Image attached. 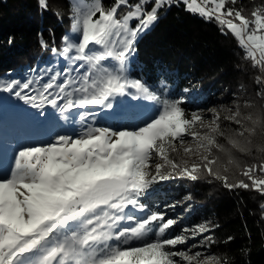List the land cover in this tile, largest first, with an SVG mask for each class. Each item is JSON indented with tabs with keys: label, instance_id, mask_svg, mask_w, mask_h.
<instances>
[{
	"label": "snow or ice",
	"instance_id": "1",
	"mask_svg": "<svg viewBox=\"0 0 264 264\" xmlns=\"http://www.w3.org/2000/svg\"><path fill=\"white\" fill-rule=\"evenodd\" d=\"M180 3L230 33L244 58L264 73V4L246 16L234 7L237 0H115L108 8L103 0H69L71 34L62 38L61 48H51L68 66L51 75L47 68L23 80H0V92L41 115L51 106L74 125L71 133L47 143L14 149L11 163L0 168V264H223L215 256L172 250L187 237L167 236L176 221L149 210L141 199L161 181L176 176L195 181L202 172L227 188L264 194V155L259 164H246L232 151L250 154L252 137L259 134L256 147L264 154V112L242 115L239 105L228 110L225 119L240 128L226 135L216 109L206 122L199 112L186 113L182 99L162 96L129 75L138 36L160 19L161 10ZM38 4L47 10L48 0ZM121 6L126 11L118 14ZM40 44L47 47L43 39ZM256 83L264 86V76ZM258 95L264 97V87ZM128 96L152 102L154 113L142 126H95L97 114L87 109H112L116 97ZM81 109L86 111L74 112ZM230 170L250 183H229ZM191 231L195 236L208 226Z\"/></svg>",
	"mask_w": 264,
	"mask_h": 264
},
{
	"label": "trees",
	"instance_id": "2",
	"mask_svg": "<svg viewBox=\"0 0 264 264\" xmlns=\"http://www.w3.org/2000/svg\"><path fill=\"white\" fill-rule=\"evenodd\" d=\"M114 3L115 0H103L105 8ZM261 4L264 0H237L234 7L243 8L247 16ZM68 11L69 0H48L47 10L40 8L38 0H0V79L37 72L51 57V48L63 46L62 38L69 28ZM122 11H126L124 6L118 14ZM41 39L47 47L41 46ZM135 47L131 78L141 79L170 99L179 100L181 94L192 91L189 102L181 105L186 113L190 108L201 107L200 103L218 100L226 110L219 119L226 135L240 128L225 119L230 115L227 104L231 101L237 102L242 115L264 112V97L258 95L263 86L256 83V78L262 75L260 70L244 58L243 50L230 33L222 32L214 21L190 13L182 3L161 10L160 19L138 36ZM245 102L253 106L244 107ZM128 108L126 117L114 119L115 126L134 123L142 126V121L147 120L140 116L142 105ZM153 113L149 101L148 114ZM218 140L230 147L225 137ZM252 141L251 153L237 151V156L246 164H259L264 154L256 146L262 139L257 134ZM0 168H3L1 164ZM227 175L229 183L237 179L250 183L232 170ZM162 187V193L153 198H141L148 208L158 209L172 202L182 205L187 195L190 204L181 206L186 210V222L197 225L209 221L206 241L211 254L223 264H264V209L261 208L264 194L251 188H227L223 181L207 172H202L195 181L176 176Z\"/></svg>",
	"mask_w": 264,
	"mask_h": 264
},
{
	"label": "rangeland",
	"instance_id": "3",
	"mask_svg": "<svg viewBox=\"0 0 264 264\" xmlns=\"http://www.w3.org/2000/svg\"><path fill=\"white\" fill-rule=\"evenodd\" d=\"M70 15L71 14L69 10V18ZM135 23V21L132 22L133 26ZM69 34H71V19L69 21V28L66 35ZM134 58L135 53L129 62V74L131 63L134 61ZM78 63L79 62H77V65H74L73 67L78 66ZM66 66H68V64L64 58L58 57L52 53L51 57L41 66L37 72H31L13 78L23 80L35 75L36 73L40 72V70L47 68H51L53 70L52 73L48 74L51 75L54 73V71L63 70ZM80 71L83 72L84 69H81ZM261 74V76H264V73ZM48 75L44 76L45 81L48 79ZM6 79L11 78L6 77L1 78L0 80ZM191 94L194 93L190 91L187 94H181L179 98L182 99L183 102H189ZM139 105H142L143 107V111L141 112L140 116L142 115L144 119H148L150 116L148 114L149 101L133 100L130 96L116 97V99L113 101L112 109H101L99 107H94L87 109V111H92L97 114L94 121L95 126H115L116 123L114 122V119L121 120L123 117H126V109H129L128 107H135ZM199 106L201 107L190 108L188 114L194 111L199 112L203 115L206 122L213 119L214 114L210 111V109H216L220 118L226 114L225 106L216 99L208 100L206 104L200 103ZM227 106L230 107L229 110H231V112H235L237 109V102L231 101L227 104ZM40 111L41 110L32 108L30 105L25 104L22 100L17 99L15 96L9 93L0 92V164L2 167H7L11 163V157L13 155L14 149L25 145L44 144L47 143L49 139L54 138L57 134L71 133L73 131L74 125H72L70 121H64L61 118L62 114L58 113L55 109H52L51 106L45 107L43 110V115L40 114ZM76 111L86 110H74V112ZM34 127L36 130L33 129ZM199 130L205 131V129ZM186 141L191 143V138L186 137ZM232 151L236 158H238L237 155L239 154L237 151L235 149H232ZM192 159H195V157H192ZM166 181H161L153 185L152 188L149 189L146 196L153 198L159 193H162V184H164ZM184 199L185 202L182 205L190 204L187 195L184 196ZM182 205L178 204L177 202H172L170 204L166 203V205L160 206L158 209L149 207V210L162 211L166 214V219L171 218L176 221V224L166 233L167 236L184 234L187 237V243L185 245H178L176 249L172 250L188 251L190 254L200 252L202 254L201 258L214 256L210 253L208 243L206 241L207 231L203 233H197L195 236L192 235L191 231L202 224L207 225L209 230V221L205 220L197 225H189V223L186 222V210L181 207ZM137 215L141 216L144 214L137 212ZM185 229L189 231L184 232ZM194 245L195 247H193ZM176 259L179 258L177 257Z\"/></svg>",
	"mask_w": 264,
	"mask_h": 264
},
{
	"label": "bare ground",
	"instance_id": "4",
	"mask_svg": "<svg viewBox=\"0 0 264 264\" xmlns=\"http://www.w3.org/2000/svg\"><path fill=\"white\" fill-rule=\"evenodd\" d=\"M33 129H34V130H36V128H35V127H34Z\"/></svg>",
	"mask_w": 264,
	"mask_h": 264
}]
</instances>
